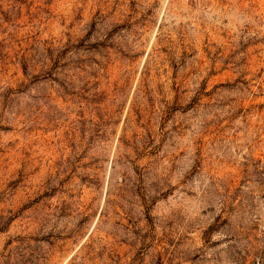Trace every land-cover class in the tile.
Returning <instances> with one entry per match:
<instances>
[{
    "label": "rangeland",
    "instance_id": "obj_1",
    "mask_svg": "<svg viewBox=\"0 0 264 264\" xmlns=\"http://www.w3.org/2000/svg\"><path fill=\"white\" fill-rule=\"evenodd\" d=\"M0 264H264V0H0Z\"/></svg>",
    "mask_w": 264,
    "mask_h": 264
}]
</instances>
